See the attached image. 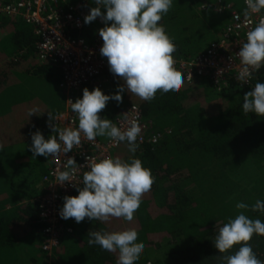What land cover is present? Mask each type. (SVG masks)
Wrapping results in <instances>:
<instances>
[{
    "label": "trees",
    "instance_id": "obj_1",
    "mask_svg": "<svg viewBox=\"0 0 264 264\" xmlns=\"http://www.w3.org/2000/svg\"><path fill=\"white\" fill-rule=\"evenodd\" d=\"M80 1L59 4L68 9ZM217 1L243 7V0H173L159 24L176 47L175 58L194 59L220 38L229 14L208 6ZM93 2L87 0V9L96 7ZM102 27L98 17L84 23L81 36L91 44ZM37 42L34 28L21 17L0 16V264H116L118 253L90 246L89 233L127 229H135L137 243L144 246L138 264H221V255L239 245L219 254L214 247L219 228L241 211L264 220V214L235 207L264 201V116L242 110L244 93L264 83L262 67L248 85L228 77L218 87L207 76H194L175 94L158 91L151 101L127 91L120 93V103L109 100L105 119L114 124L127 105L135 104L142 120L161 134L154 144L137 143L135 154L122 142L113 155L124 162L140 159L154 184L133 221L63 219L59 246L43 251L39 198L49 158L33 156L31 134L53 135L52 117L63 110L64 95L60 67L38 57ZM102 77L101 86L84 87L113 95L123 85L109 66ZM249 243L264 262V236L254 235Z\"/></svg>",
    "mask_w": 264,
    "mask_h": 264
},
{
    "label": "clouds",
    "instance_id": "obj_2",
    "mask_svg": "<svg viewBox=\"0 0 264 264\" xmlns=\"http://www.w3.org/2000/svg\"><path fill=\"white\" fill-rule=\"evenodd\" d=\"M173 0H94L96 7L89 9L84 17L88 24L98 17L104 27L98 29L102 38L100 54L107 58L109 71L118 76L123 85L113 95L104 94L99 88L82 90V97L71 101V111L78 116V127L52 126L56 135L45 139L39 131L31 134L30 151L33 156H51L72 151L81 144V134L92 141L97 136H107L115 143L127 142L128 151L135 154L141 128L135 121L126 127H118L109 119L98 115L109 100L122 101L120 93L127 91L142 101H151L157 92L162 94L178 92L184 77L174 67L173 53L176 47L159 24L172 6ZM246 15L264 11V0H245ZM101 7L105 10L101 12ZM111 22V23H109ZM243 70L238 79L247 82L254 72L264 67V22L247 32L246 42L237 53ZM242 110L245 114L264 116V83L257 82L250 91L244 93ZM34 114V113H30ZM29 115V116H30ZM50 117V116H49ZM51 118V117H50ZM76 162L69 158L67 168L56 174L57 183L63 185L74 176ZM154 180L151 171L143 167L138 158L124 162L116 157L94 158L84 172L78 187V195L65 196L59 216L67 220L74 218L79 223L89 220L108 221L122 218L126 222L134 220L141 205L142 197L149 193ZM75 186V185H74ZM238 210H250L264 214V201L257 200L253 205L238 202ZM264 236V220L252 219L239 212L229 218L218 230L214 247L224 254L239 245L229 255H221V264H264L253 251L249 241L253 236ZM88 244L98 245L101 250L118 253L116 264H138L144 252L143 244L137 243L135 229L89 233Z\"/></svg>",
    "mask_w": 264,
    "mask_h": 264
},
{
    "label": "built area",
    "instance_id": "obj_3",
    "mask_svg": "<svg viewBox=\"0 0 264 264\" xmlns=\"http://www.w3.org/2000/svg\"><path fill=\"white\" fill-rule=\"evenodd\" d=\"M215 12H227L229 22L220 38L204 53L191 60L177 59L174 56V67L184 80L191 82L194 76H207L216 86L220 87L228 77H233L240 84L248 85L238 79L243 70L237 53L246 42V34L257 24L264 22V13H248L243 0L241 10L217 1L208 5ZM89 13L87 0L78 5L64 9L59 0H0V16L21 17L26 24L34 28L38 37L37 53L42 61L56 63L61 70L60 89L64 95L63 110L52 117V125L56 128L78 127V116L71 111V102H75L77 94L86 85L101 86L106 79L102 77L108 67L107 58L101 56V37L96 36L89 44L81 36L84 29V17ZM253 75V74H252ZM130 121H135L141 128L136 143H156L161 134L151 129L148 122L142 120L138 105H127L115 120L118 127H126ZM56 135V133H53ZM122 142L115 143L109 137L101 141L97 137L89 141L81 134V144L72 151L61 154L58 158L49 156L47 173L43 177V194L39 198V219L44 223L41 249L51 252L59 246V236L64 229L63 219L59 216L61 202L66 195L72 194L81 187L83 174L94 158L113 157L114 152ZM69 158L76 162L74 176L70 182L63 185L57 183L56 174L67 168ZM75 185V186H74Z\"/></svg>",
    "mask_w": 264,
    "mask_h": 264
},
{
    "label": "crops",
    "instance_id": "obj_4",
    "mask_svg": "<svg viewBox=\"0 0 264 264\" xmlns=\"http://www.w3.org/2000/svg\"><path fill=\"white\" fill-rule=\"evenodd\" d=\"M85 87H83V88H81V90L78 92V94H77V99L79 98V97H82V90L84 89ZM87 88V87H86ZM88 89V88H87ZM137 96H135V98H136ZM98 115L100 116V118H102V119H105V113H104V109L100 112V113H98ZM108 137L107 136H100L98 139L99 140H101V141H104V140H106Z\"/></svg>",
    "mask_w": 264,
    "mask_h": 264
}]
</instances>
